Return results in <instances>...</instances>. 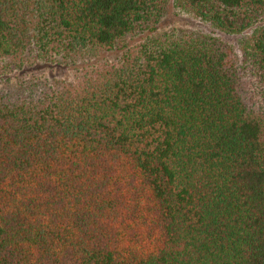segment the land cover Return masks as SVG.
<instances>
[{"label":"trees","instance_id":"1","mask_svg":"<svg viewBox=\"0 0 264 264\" xmlns=\"http://www.w3.org/2000/svg\"><path fill=\"white\" fill-rule=\"evenodd\" d=\"M169 1L0 0V264H264V0Z\"/></svg>","mask_w":264,"mask_h":264},{"label":"rangeland","instance_id":"2","mask_svg":"<svg viewBox=\"0 0 264 264\" xmlns=\"http://www.w3.org/2000/svg\"><path fill=\"white\" fill-rule=\"evenodd\" d=\"M186 30L199 31V32L219 36L223 40H225L228 44L232 45L236 51L238 49V44L240 40L244 36L248 35V33L250 32V29H248L243 33H224L216 29L212 25H210L208 22L203 21L200 18L188 12L178 9L174 4V0H170L164 12L163 17L156 24L153 32L151 33L161 34V33H172L174 31L182 32ZM147 34L148 33L137 35L129 39L127 38V41L131 43L133 40L135 41L141 40ZM117 53L118 52L116 51H104L103 50L99 52L93 59L94 60L101 59V58L111 59L115 57ZM26 72H34L38 76L47 78V80L50 82L62 81V80L72 81L76 76L79 75V71H77L76 69L72 67H50L48 68V67L41 66V65H38L37 67L28 66ZM23 75L24 73H22V71H16V72H12L5 76L9 77L10 80L12 81H16L17 79L21 78Z\"/></svg>","mask_w":264,"mask_h":264}]
</instances>
